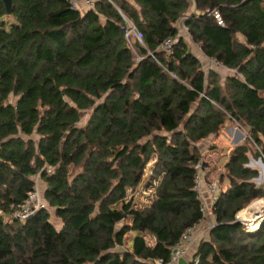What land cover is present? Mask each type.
Listing matches in <instances>:
<instances>
[{
	"label": "trees",
	"instance_id": "1",
	"mask_svg": "<svg viewBox=\"0 0 264 264\" xmlns=\"http://www.w3.org/2000/svg\"><path fill=\"white\" fill-rule=\"evenodd\" d=\"M126 19L144 45H129ZM227 121L248 136L227 155L216 223L188 264H264V220L236 219L264 197L247 166L250 153L264 161V0H11L10 14L0 0V264L169 261L202 217L199 144ZM151 160L158 182L139 205L128 192ZM36 186L46 206L14 217Z\"/></svg>",
	"mask_w": 264,
	"mask_h": 264
},
{
	"label": "built area",
	"instance_id": "2",
	"mask_svg": "<svg viewBox=\"0 0 264 264\" xmlns=\"http://www.w3.org/2000/svg\"><path fill=\"white\" fill-rule=\"evenodd\" d=\"M69 1L72 4V6L76 8L78 7L77 4L78 1L80 0H69ZM87 2H89V5H92V0H87ZM212 14L216 19L217 23L219 25H223V21L219 12L214 11ZM126 25L127 27L124 33V37L129 43V45L132 47L133 46L132 42L134 40H137L141 45H144L142 34L140 33V31L136 29V27L132 24V22L126 19ZM179 34L188 35L187 28L185 27L183 22H181L179 26ZM173 42L174 39L172 37L167 38L160 45V49L166 52H170L172 49ZM208 62L210 67L224 68L222 65H220L212 58L208 59ZM206 167L207 166L206 164L204 165L203 160H199V162L195 165L196 174H195L194 190L196 192L197 198L200 201V208L202 212V217L200 221L188 227L185 233L183 234L182 238L180 239V241L176 243L173 247H171L169 261L165 262L162 259H155L151 264H176L181 257L187 255L189 251V246L191 244H195L198 246V243L201 240L206 239L209 229L215 225L216 216L213 213L212 209L218 199L220 190L218 188V183L216 181L206 180L205 177L208 174V171L207 173L205 172ZM51 170L52 167H48L47 171L50 172ZM45 206L46 204L39 193L38 187L36 186L34 191H32L28 195L27 199L21 202L14 210V217L24 220L28 218L30 215H32L34 212H36L41 208H44ZM259 211L260 210H258L255 213V215H253L251 218H244V219L243 217L240 218L239 215L240 211H239L236 214V219L238 221H240L239 218L241 219V221L245 220L247 223L245 222L243 223V225L246 227L247 230H255L254 228L255 227L258 228L260 223L264 220V212L261 214ZM2 215L4 216V213L0 209V216ZM11 220H12L11 218L8 219V221Z\"/></svg>",
	"mask_w": 264,
	"mask_h": 264
},
{
	"label": "rangeland",
	"instance_id": "3",
	"mask_svg": "<svg viewBox=\"0 0 264 264\" xmlns=\"http://www.w3.org/2000/svg\"><path fill=\"white\" fill-rule=\"evenodd\" d=\"M77 5H78V7L81 8V10H84L89 5V2H87V0H80V1H78ZM184 36L187 39L188 48L191 51L196 53L197 52V45H195L191 42L189 35L185 34ZM200 58L203 60L204 59L203 55H201ZM136 59H138V58L136 57ZM217 68H218L217 69L218 72L220 73V75L222 77H225L226 75L231 73V72H229L230 70L225 68V67L224 68L217 67ZM86 119H87V116L84 118V120H86ZM84 120H82L79 123V125H82ZM230 126H236V128L241 129L242 132L244 133L243 139H241L238 142H234V136H233L234 131L231 134ZM247 136H248V134L246 133V131L243 130V128H240L235 122L227 121L224 124V126L221 127V130L217 136L210 137L209 140H206V141L201 142L199 144V149H200L199 151L201 153V158L203 159V161L205 162V164L207 166L205 168L206 169L205 172L206 173H207V171L209 172L205 178H206V180L216 181L218 183L219 190L222 188L223 189L226 188V186L228 184V180L225 177L223 178V180L221 179L222 175L224 173L223 163L225 161V155H228L231 148L233 146H235L236 144L243 142L247 138ZM250 162L252 163L251 168H255L258 170V177L254 180V182L257 183L259 186H263L264 185V161L260 158H254L252 156V154L250 153L249 154V163ZM153 163H154L153 160H151L147 164L143 178H142V181L140 182L138 187L135 190L128 192L130 194L134 192L135 199L139 205H144V203L147 202L149 196L153 193V191H152L153 189L149 190L146 188L147 184L149 182H152L153 184H156L158 182L157 179H150L151 178V167L153 166ZM39 187H40V189L43 188V186H40V184H39ZM258 210H260L259 212L261 214L264 212V197L257 198V199H254L253 201H251V203L249 205H247L243 210H241L239 212L240 218L241 217H243V219L244 218H251L253 215H255V213ZM240 218H239V220L241 221ZM245 222H246L245 220L241 221L242 224ZM204 227H205V225H204ZM256 228L257 227H255L254 229H256ZM131 236H132V233H130V232H128L126 234L127 241L129 240V238H131ZM147 239H148L147 243H150L151 239L150 238H147Z\"/></svg>",
	"mask_w": 264,
	"mask_h": 264
},
{
	"label": "crops",
	"instance_id": "4",
	"mask_svg": "<svg viewBox=\"0 0 264 264\" xmlns=\"http://www.w3.org/2000/svg\"><path fill=\"white\" fill-rule=\"evenodd\" d=\"M184 38H185V36H184ZM186 39V38H185ZM187 40V39H186ZM196 55H198L199 57H201V53H200V51H199V48H198V46H197V52L195 53ZM201 54V55H200ZM204 57V56H203ZM201 59V58H200ZM204 59H205V57H204ZM202 60L203 62H202V64L204 65V66H206L207 64H205L204 62H205V60ZM230 130H231V134H232V132H233V136H234V142H238V141H240L241 139H243V137H244V133L242 132V130L241 129H239V128H236V126H230ZM238 131L242 134V137L240 136V134L238 133ZM207 140H209V138L207 139ZM261 159V158H260ZM226 161H227V155H225V161H224V163H223V166H224V164L226 163ZM247 166H249V167H251L252 166V163L250 162V163H248L247 164ZM255 169V168H254ZM209 173V172H208ZM256 178H254L253 179V181L255 180ZM256 185H258L257 183H255ZM259 186V185H258ZM227 187V186H226ZM150 240V239H149ZM151 242L153 241L152 239L150 240ZM196 249H197V245H195V244H191L190 246H189V251H188V253H187V255L186 256H184V257H181L179 260H178V262L176 263V264H188L189 262H190V260H191V256L195 253V251H196Z\"/></svg>",
	"mask_w": 264,
	"mask_h": 264
},
{
	"label": "water",
	"instance_id": "5",
	"mask_svg": "<svg viewBox=\"0 0 264 264\" xmlns=\"http://www.w3.org/2000/svg\"><path fill=\"white\" fill-rule=\"evenodd\" d=\"M4 2H5L7 14H10L11 13V0H4ZM238 133L242 137V134L239 131H238Z\"/></svg>",
	"mask_w": 264,
	"mask_h": 264
}]
</instances>
